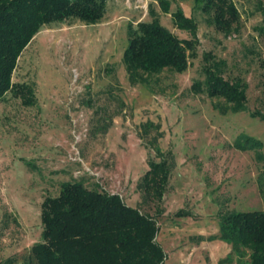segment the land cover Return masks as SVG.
Returning <instances> with one entry per match:
<instances>
[{"label":"rangeland","instance_id":"1","mask_svg":"<svg viewBox=\"0 0 264 264\" xmlns=\"http://www.w3.org/2000/svg\"><path fill=\"white\" fill-rule=\"evenodd\" d=\"M168 1L164 13L158 0H108L99 23L48 24L19 55L12 81L32 85L36 102L25 106L10 91L0 100V260L15 256L21 264L41 236V202L66 180L119 194L154 215L155 203L137 188L156 159L148 142L155 131H141L149 120L160 125L158 145L174 159L157 217L164 264H219L231 246L207 239L218 233V212L264 210L256 185L264 164L256 162L253 148L233 147L239 134L264 142V121L250 113H264V40L256 28L261 14L254 0H233L240 30L225 36L193 0ZM178 6L198 30L188 68L163 71L157 92L130 85L122 61L127 26L150 21L152 9L169 31L189 38L173 24ZM204 52L226 61V78L247 85L246 111L219 113L206 93L190 91L194 80H204ZM181 209L191 216H175Z\"/></svg>","mask_w":264,"mask_h":264},{"label":"trees","instance_id":"2","mask_svg":"<svg viewBox=\"0 0 264 264\" xmlns=\"http://www.w3.org/2000/svg\"><path fill=\"white\" fill-rule=\"evenodd\" d=\"M108 0H0V100L7 92L21 99L25 106L35 104V92L28 83H14L12 74L16 62L35 34L48 24L79 20L85 24L99 23L107 9ZM214 29L230 36L240 30V14L233 0H193ZM162 12L169 11L168 0H158ZM255 11L261 14L256 27L264 40V0H254ZM152 19L127 26V43L122 61L130 85L140 84L146 89L160 82L163 71L181 73L188 68L190 56H195L198 43L197 24L185 16L181 7L171 13L178 30L189 38H179L159 22L156 12ZM202 72L204 80H194L190 91L206 93L212 106L226 114L247 110V85L240 79L224 76L226 61L204 52ZM264 86V79H262ZM163 89L160 92L163 93ZM264 121V113L250 112ZM153 128V129H151ZM155 134L148 141L153 145L155 158L137 182V188L149 202L155 203L150 216L139 208L123 202L119 194L98 188H88L80 180L61 182L57 195L46 196L41 202L40 239L30 247L21 264H164L166 254L156 240L159 227L157 217L162 212L163 197L174 166L173 154L158 145L162 137L160 125L152 120L141 124L142 135ZM264 142L247 134H239L233 141L238 150H253L256 162L264 164L261 148ZM29 168L37 169L23 159ZM260 198L264 200V169L256 179ZM175 216H191L184 209ZM219 239L231 246L219 264H264V210L218 212ZM0 264H18L15 256L0 260Z\"/></svg>","mask_w":264,"mask_h":264}]
</instances>
